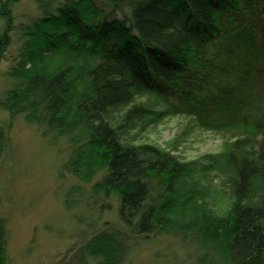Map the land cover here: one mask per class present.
Wrapping results in <instances>:
<instances>
[{
  "label": "trees",
  "instance_id": "16d2710c",
  "mask_svg": "<svg viewBox=\"0 0 264 264\" xmlns=\"http://www.w3.org/2000/svg\"><path fill=\"white\" fill-rule=\"evenodd\" d=\"M17 1L0 0V58ZM35 2L0 95V160L21 116L68 144L66 207L99 219L117 200L121 227L91 232L80 258L121 264L140 237L172 235L196 242L198 264H264V0ZM174 115L223 148L185 160L138 142ZM4 234L0 217V264Z\"/></svg>",
  "mask_w": 264,
  "mask_h": 264
},
{
  "label": "rangeland",
  "instance_id": "374dc122",
  "mask_svg": "<svg viewBox=\"0 0 264 264\" xmlns=\"http://www.w3.org/2000/svg\"><path fill=\"white\" fill-rule=\"evenodd\" d=\"M11 13L16 28L10 32L11 43L0 58V95L12 82L7 71L19 48L18 27L41 15V10L35 0H18ZM3 27L4 20L0 18V33ZM7 119L8 113L0 110V121ZM10 123L8 146L0 160L5 264H93L80 258L78 248L95 230L121 227L117 200H111L110 208L102 211L99 219L97 214L66 207L64 194L69 185L78 183L62 169L68 144L62 138L51 139L42 134L37 124L21 116ZM138 142L156 144L189 160L219 152L225 139L220 134L192 127L184 116L174 115L146 130ZM214 182L217 185V179ZM210 201L215 208H224L226 199L218 186L214 187ZM79 216L81 219H77ZM195 243L172 235L140 237L121 264H198L203 252ZM211 261L215 263L212 259L208 264Z\"/></svg>",
  "mask_w": 264,
  "mask_h": 264
}]
</instances>
